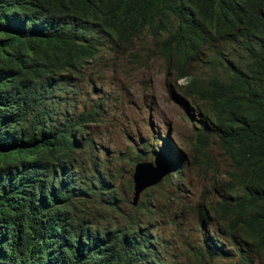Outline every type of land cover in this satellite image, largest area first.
Here are the masks:
<instances>
[{
	"label": "trees",
	"instance_id": "1",
	"mask_svg": "<svg viewBox=\"0 0 264 264\" xmlns=\"http://www.w3.org/2000/svg\"><path fill=\"white\" fill-rule=\"evenodd\" d=\"M141 36L208 115L195 154L210 134L228 161L216 200L195 208L216 232L199 256L264 264V0H0V264H177L150 217L141 228L145 201L121 223L95 218L118 207L107 159L76 160L96 148L76 133L98 104L66 98L81 66Z\"/></svg>",
	"mask_w": 264,
	"mask_h": 264
},
{
	"label": "rangeland",
	"instance_id": "2",
	"mask_svg": "<svg viewBox=\"0 0 264 264\" xmlns=\"http://www.w3.org/2000/svg\"><path fill=\"white\" fill-rule=\"evenodd\" d=\"M70 78L66 98L77 112L89 111L98 104L92 108L95 122L76 133V137L90 138L96 148L90 153L80 152L77 164L80 166L82 160L83 166H90L89 154L107 159L106 170L112 173L113 186L118 189L117 210L97 207L95 218L111 216L121 223L122 216L132 213L131 174L137 151L143 161L154 164L156 158L170 176L165 180V174L159 182L144 188L136 203L145 201V212L136 215L142 219V229L147 226L145 217H150V233L160 239L159 256L166 254L177 264L228 261L199 256L216 232L210 215H205L208 221H199L195 215L197 206L206 211L210 201L216 200L228 161L210 134L202 150L205 158L195 154V134L209 123L208 115L201 104L180 93L176 84L184 80L174 84L153 53L151 40L141 36L129 47L113 45ZM172 167H176L175 173ZM232 263L237 264L235 258Z\"/></svg>",
	"mask_w": 264,
	"mask_h": 264
},
{
	"label": "water",
	"instance_id": "3",
	"mask_svg": "<svg viewBox=\"0 0 264 264\" xmlns=\"http://www.w3.org/2000/svg\"><path fill=\"white\" fill-rule=\"evenodd\" d=\"M154 162V164L149 161H137L134 163L131 174V205H136L138 196L144 188L156 184L167 173V168L161 169L155 159Z\"/></svg>",
	"mask_w": 264,
	"mask_h": 264
},
{
	"label": "clouds",
	"instance_id": "4",
	"mask_svg": "<svg viewBox=\"0 0 264 264\" xmlns=\"http://www.w3.org/2000/svg\"><path fill=\"white\" fill-rule=\"evenodd\" d=\"M178 80H181V79H178ZM183 80V79H182ZM177 81V80H176ZM184 82V81H183ZM155 160H156V158H154ZM157 161V160H156ZM174 168H176V167H172L171 168V170L173 171L174 170Z\"/></svg>",
	"mask_w": 264,
	"mask_h": 264
},
{
	"label": "bare ground",
	"instance_id": "5",
	"mask_svg": "<svg viewBox=\"0 0 264 264\" xmlns=\"http://www.w3.org/2000/svg\"><path fill=\"white\" fill-rule=\"evenodd\" d=\"M230 160V159H229Z\"/></svg>",
	"mask_w": 264,
	"mask_h": 264
}]
</instances>
